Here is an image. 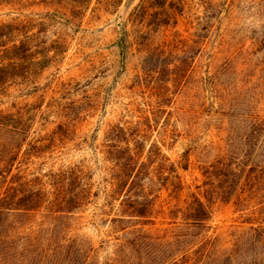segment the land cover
Instances as JSON below:
<instances>
[{"label": "rangeland", "instance_id": "374dc122", "mask_svg": "<svg viewBox=\"0 0 264 264\" xmlns=\"http://www.w3.org/2000/svg\"><path fill=\"white\" fill-rule=\"evenodd\" d=\"M12 19L26 20V33L37 34L33 49H51L50 65L37 78L40 85L48 82L38 92L43 93L42 99L26 97L33 121L28 127L26 120V141L18 157L24 161L21 167L42 172L83 163L101 187L106 172L99 145L105 132L113 125L135 121L153 99L144 87L147 83L140 85L147 67H155L149 70L153 77L148 83L157 84L168 79L163 66L171 70L189 65L183 81L167 82L171 101L147 131L144 152L155 142L167 163L176 164L183 181L180 200L199 195L210 211L209 234L218 236L220 247L231 245L232 231L260 220L264 0H0V22ZM12 100L2 99L0 108ZM69 112L77 118L68 139L55 134L54 146L30 151V145L47 143L57 123L65 121L59 113ZM255 114L263 126L253 139L249 115ZM248 150L261 175L258 193L245 198L240 185L224 200L207 191L202 165L217 158L245 160ZM163 200L175 202L164 190L157 207ZM154 222L143 227L155 232L168 219L159 216ZM79 227L99 246L98 257L103 260L113 241L109 228L87 221Z\"/></svg>", "mask_w": 264, "mask_h": 264}, {"label": "trees", "instance_id": "16d2710c", "mask_svg": "<svg viewBox=\"0 0 264 264\" xmlns=\"http://www.w3.org/2000/svg\"><path fill=\"white\" fill-rule=\"evenodd\" d=\"M36 35L26 33V20L0 22V103L14 97L0 108V264H264V195H260V220L232 231L231 245L220 247L218 236L209 234L210 211L199 195L180 200L183 181L176 164L167 163L155 142L144 152L147 131L171 101L167 82L183 81L189 65L171 70L163 66L168 79L157 84L148 83L153 77L149 70L155 67H147L140 85L147 83L144 87L153 99L135 121L105 132L99 145L106 172L101 187L83 163L42 172L21 167L24 161L18 157L26 141V120L28 127L33 121L26 97L42 99L38 92L48 85H40L37 78L50 65L51 49H33ZM62 114L65 121L57 123L48 142L30 145V151L54 146L55 134L68 139L77 115ZM250 117L254 139L263 125L257 114ZM244 156L245 160L217 158L202 165L207 191L229 200L241 185L245 198L255 196L264 170L256 171L250 150ZM162 190L175 200L172 205L163 200L157 207ZM159 216L168 219L165 227L155 232L143 227L155 224ZM82 221L107 226L112 233L110 252L103 260L98 257L99 246L80 231Z\"/></svg>", "mask_w": 264, "mask_h": 264}]
</instances>
